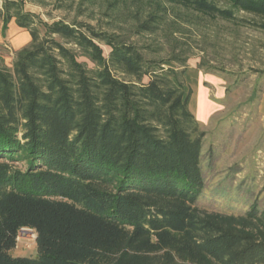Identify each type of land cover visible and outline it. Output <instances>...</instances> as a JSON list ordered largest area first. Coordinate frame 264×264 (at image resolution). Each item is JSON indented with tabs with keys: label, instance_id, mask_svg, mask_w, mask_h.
Here are the masks:
<instances>
[{
	"label": "trees",
	"instance_id": "obj_1",
	"mask_svg": "<svg viewBox=\"0 0 264 264\" xmlns=\"http://www.w3.org/2000/svg\"><path fill=\"white\" fill-rule=\"evenodd\" d=\"M177 1L264 19V0ZM13 19L31 41L0 68V264H264V207L198 204L206 131L183 72L121 36L5 0L0 24ZM23 229L36 233L35 256L13 254Z\"/></svg>",
	"mask_w": 264,
	"mask_h": 264
},
{
	"label": "rangeland",
	"instance_id": "obj_2",
	"mask_svg": "<svg viewBox=\"0 0 264 264\" xmlns=\"http://www.w3.org/2000/svg\"><path fill=\"white\" fill-rule=\"evenodd\" d=\"M18 1L46 23H80L121 36L142 47L148 58L183 72L181 78L193 90L191 110L206 131L199 206L223 214H241L253 204L264 207L263 18L240 11L237 18L226 19L177 0ZM146 23L154 33L141 27ZM30 41L14 19L7 27L1 23L0 68L11 69ZM102 47L108 56L110 47ZM179 54L185 63L172 60ZM13 254L35 256L36 238L18 240Z\"/></svg>",
	"mask_w": 264,
	"mask_h": 264
},
{
	"label": "built area",
	"instance_id": "obj_3",
	"mask_svg": "<svg viewBox=\"0 0 264 264\" xmlns=\"http://www.w3.org/2000/svg\"><path fill=\"white\" fill-rule=\"evenodd\" d=\"M29 235H32L34 237V239L36 238V234H35L34 230H32V229H23L21 234L18 237V240L27 239Z\"/></svg>",
	"mask_w": 264,
	"mask_h": 264
}]
</instances>
